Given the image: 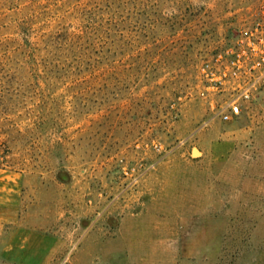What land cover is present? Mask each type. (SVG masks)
I'll return each instance as SVG.
<instances>
[{
  "label": "rangeland",
  "instance_id": "obj_1",
  "mask_svg": "<svg viewBox=\"0 0 264 264\" xmlns=\"http://www.w3.org/2000/svg\"><path fill=\"white\" fill-rule=\"evenodd\" d=\"M263 6L0 0V264H264Z\"/></svg>",
  "mask_w": 264,
  "mask_h": 264
},
{
  "label": "built area",
  "instance_id": "obj_2",
  "mask_svg": "<svg viewBox=\"0 0 264 264\" xmlns=\"http://www.w3.org/2000/svg\"><path fill=\"white\" fill-rule=\"evenodd\" d=\"M262 14H263V23L261 26V32L258 36V39L255 42H250L248 46L249 52L252 53L253 61L249 53H247L246 51H242L240 54L236 55L237 61L235 59L231 63L233 66L232 68L233 72L231 73L232 78H236L238 76V71H240L239 68L237 71L235 69V66L237 64H241L242 66L244 65L252 66L254 69L250 71H255V70L260 71L258 75H255L254 83H258V81L264 78V6H263ZM228 69H229V66H227L223 72L224 78L228 77V72L226 71ZM222 80L223 78L218 80V82L222 83ZM253 85L245 89H240L238 94L235 97H233L230 101H228L225 105H223L219 109V115L222 121L230 122L242 114L243 102L245 103L251 99L252 89L254 88Z\"/></svg>",
  "mask_w": 264,
  "mask_h": 264
},
{
  "label": "bare ground",
  "instance_id": "obj_3",
  "mask_svg": "<svg viewBox=\"0 0 264 264\" xmlns=\"http://www.w3.org/2000/svg\"><path fill=\"white\" fill-rule=\"evenodd\" d=\"M195 153L198 154L197 151H195Z\"/></svg>",
  "mask_w": 264,
  "mask_h": 264
}]
</instances>
